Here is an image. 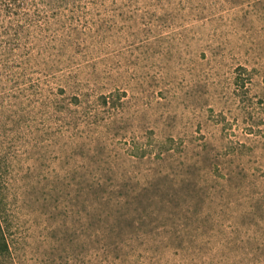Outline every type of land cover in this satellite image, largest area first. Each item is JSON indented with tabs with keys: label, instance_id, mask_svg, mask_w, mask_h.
I'll return each instance as SVG.
<instances>
[{
	"label": "rangeland",
	"instance_id": "374dc122",
	"mask_svg": "<svg viewBox=\"0 0 264 264\" xmlns=\"http://www.w3.org/2000/svg\"><path fill=\"white\" fill-rule=\"evenodd\" d=\"M37 2L8 264H264V0Z\"/></svg>",
	"mask_w": 264,
	"mask_h": 264
},
{
	"label": "trees",
	"instance_id": "16d2710c",
	"mask_svg": "<svg viewBox=\"0 0 264 264\" xmlns=\"http://www.w3.org/2000/svg\"><path fill=\"white\" fill-rule=\"evenodd\" d=\"M37 3V0H0V116L5 113L16 114L21 112L24 106H33L36 102L33 97L37 95L40 99L44 91L40 81L35 82L31 77L29 65L34 53L25 47V40L28 39L25 35L29 34V28L41 26L37 22V17H40ZM37 36L38 34L35 39ZM61 92H64V89H61ZM112 95L110 93L108 96H101L98 104L107 105V99ZM77 96L73 97L76 104L79 99ZM53 97H56V94ZM45 105H48L47 100ZM89 118L84 117L83 123ZM1 121L0 118V138L4 128V123ZM99 184V180L95 181L92 183V188ZM9 258V244L0 221V264H8Z\"/></svg>",
	"mask_w": 264,
	"mask_h": 264
}]
</instances>
